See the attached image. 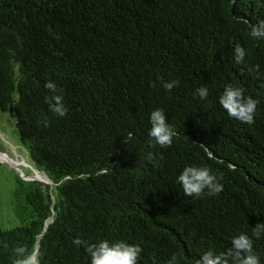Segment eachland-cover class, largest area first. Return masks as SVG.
Returning a JSON list of instances; mask_svg holds the SVG:
<instances>
[{
  "label": "trees",
  "instance_id": "1",
  "mask_svg": "<svg viewBox=\"0 0 264 264\" xmlns=\"http://www.w3.org/2000/svg\"><path fill=\"white\" fill-rule=\"evenodd\" d=\"M260 21L264 0H0V111L47 179L17 181L20 224L0 229V264L20 246L39 264H90L76 238L138 244L139 264H195L251 236L264 222V40L248 28ZM48 80L63 118L45 101ZM172 80L168 92L161 82ZM226 85L258 101L253 124L220 106ZM200 86L206 101L193 95ZM155 108L178 133L171 148L150 145ZM189 165L210 167L224 190L184 196L177 176ZM253 239L264 264V238Z\"/></svg>",
  "mask_w": 264,
  "mask_h": 264
},
{
  "label": "clouds",
  "instance_id": "2",
  "mask_svg": "<svg viewBox=\"0 0 264 264\" xmlns=\"http://www.w3.org/2000/svg\"><path fill=\"white\" fill-rule=\"evenodd\" d=\"M248 23V22H246ZM249 34L255 40H264V21L257 24L248 23ZM246 56V50L237 45L233 49V59L240 64ZM162 87L170 92L179 85L178 80L169 82L162 81ZM48 90L45 101L49 105V110L57 117H65L69 109L65 106L62 89L57 84L48 80L44 84ZM194 97L206 101L209 96L207 86H200L195 89ZM218 103L226 111L227 115L241 123L251 125L255 121L258 101L251 96H245L242 87L226 85L218 97ZM45 127L49 126L47 117H42L40 121ZM150 129L148 132L149 142L154 141L161 149L171 148L174 138L178 135L175 126L169 124L162 108H155L149 114ZM132 134L129 133V139ZM211 157V153L209 154ZM145 159L156 166V159L149 152ZM233 170H235L233 168ZM107 168L97 172V175H107ZM223 177L215 174L208 166H185L177 176V183L180 184L183 195L193 199L202 198L205 195L218 196L224 190ZM264 238V222L257 223L252 227L251 236L247 233H240L231 239V246L219 253L205 251L195 262V264H260L259 256L254 251V239ZM74 244L81 245L88 256L90 264H139L142 247L138 244H129L123 240L109 242L107 239L98 242H89L81 238H76ZM16 259L14 264H39V253L29 250L24 246L15 249ZM167 264H177V257L172 256Z\"/></svg>",
  "mask_w": 264,
  "mask_h": 264
},
{
  "label": "rangeland",
  "instance_id": "3",
  "mask_svg": "<svg viewBox=\"0 0 264 264\" xmlns=\"http://www.w3.org/2000/svg\"><path fill=\"white\" fill-rule=\"evenodd\" d=\"M40 174L44 182L28 180L38 175L26 151L20 145L14 122L6 113L0 111V229H12L20 224L13 203L17 181H37L46 184V177Z\"/></svg>",
  "mask_w": 264,
  "mask_h": 264
},
{
  "label": "bare ground",
  "instance_id": "4",
  "mask_svg": "<svg viewBox=\"0 0 264 264\" xmlns=\"http://www.w3.org/2000/svg\"><path fill=\"white\" fill-rule=\"evenodd\" d=\"M36 171V170H35ZM37 172V171H36ZM39 174V173H38ZM41 175V174H40ZM38 180L42 181L41 178H37ZM28 180H32V179H28ZM33 180H36V179H33Z\"/></svg>",
  "mask_w": 264,
  "mask_h": 264
},
{
  "label": "water",
  "instance_id": "5",
  "mask_svg": "<svg viewBox=\"0 0 264 264\" xmlns=\"http://www.w3.org/2000/svg\"><path fill=\"white\" fill-rule=\"evenodd\" d=\"M37 173H39L38 171H37ZM40 174V173H39Z\"/></svg>",
  "mask_w": 264,
  "mask_h": 264
}]
</instances>
